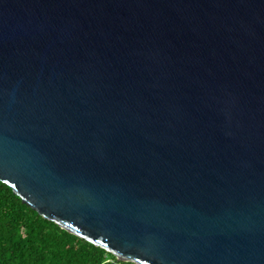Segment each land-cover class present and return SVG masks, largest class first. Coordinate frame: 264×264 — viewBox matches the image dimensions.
<instances>
[{
    "label": "water",
    "instance_id": "95a60500",
    "mask_svg": "<svg viewBox=\"0 0 264 264\" xmlns=\"http://www.w3.org/2000/svg\"><path fill=\"white\" fill-rule=\"evenodd\" d=\"M0 181L133 264H264V0H0Z\"/></svg>",
    "mask_w": 264,
    "mask_h": 264
},
{
    "label": "trees",
    "instance_id": "16d2710c",
    "mask_svg": "<svg viewBox=\"0 0 264 264\" xmlns=\"http://www.w3.org/2000/svg\"><path fill=\"white\" fill-rule=\"evenodd\" d=\"M133 264L43 218L0 181V264Z\"/></svg>",
    "mask_w": 264,
    "mask_h": 264
},
{
    "label": "built area",
    "instance_id": "2783aa9c",
    "mask_svg": "<svg viewBox=\"0 0 264 264\" xmlns=\"http://www.w3.org/2000/svg\"><path fill=\"white\" fill-rule=\"evenodd\" d=\"M116 264H120V263H116Z\"/></svg>",
    "mask_w": 264,
    "mask_h": 264
}]
</instances>
